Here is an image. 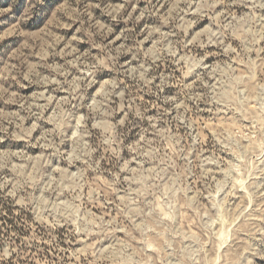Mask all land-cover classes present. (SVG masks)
<instances>
[{"label":"clouds","instance_id":"1","mask_svg":"<svg viewBox=\"0 0 264 264\" xmlns=\"http://www.w3.org/2000/svg\"><path fill=\"white\" fill-rule=\"evenodd\" d=\"M0 264H264V0H0Z\"/></svg>","mask_w":264,"mask_h":264}]
</instances>
